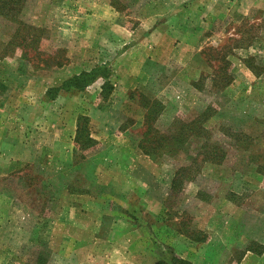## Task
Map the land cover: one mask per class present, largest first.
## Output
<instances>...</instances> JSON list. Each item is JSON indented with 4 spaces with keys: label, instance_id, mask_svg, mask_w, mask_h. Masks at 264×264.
<instances>
[{
    "label": "rangeland",
    "instance_id": "obj_1",
    "mask_svg": "<svg viewBox=\"0 0 264 264\" xmlns=\"http://www.w3.org/2000/svg\"><path fill=\"white\" fill-rule=\"evenodd\" d=\"M114 20L128 35L98 43L106 34L118 36ZM152 26L162 35L152 36L154 56L134 79L127 51ZM187 32L193 40H183ZM82 53L92 76L82 71L62 87ZM10 111L24 116L19 122L31 131L27 136L39 153L50 149L44 159H51L38 173L29 163L15 164L0 178L1 193L51 232L18 251L0 252L4 264H70L74 237L58 228L74 225V211H64L65 226L53 221L64 208L61 189H90L89 179L103 158L112 160L114 147L132 146L158 163L162 210L153 216L129 198L140 208L134 223L156 260L171 264V252L177 255L168 228L196 239L195 254L205 264H238L246 249L264 246V4L243 15L238 0H0L1 123ZM76 115L85 117V136L94 133L90 146L73 145ZM210 145L218 146L219 163L204 160ZM94 154L96 169L84 160ZM48 219L50 225H42ZM87 220L83 228H91ZM183 236L173 238L179 251ZM58 245L67 254L61 259L53 251Z\"/></svg>",
    "mask_w": 264,
    "mask_h": 264
},
{
    "label": "crops",
    "instance_id": "obj_2",
    "mask_svg": "<svg viewBox=\"0 0 264 264\" xmlns=\"http://www.w3.org/2000/svg\"><path fill=\"white\" fill-rule=\"evenodd\" d=\"M263 4L264 0H238V13L246 15L255 7H263ZM104 5L108 6V10L114 9L108 1ZM113 15L115 14L113 13ZM187 21L183 24H190L188 19ZM179 23L175 22L174 26L179 25ZM113 27L118 36L113 37L106 34L103 38H100L98 43L102 45L105 43L111 44L112 41L123 40L128 35L127 27L117 20H114ZM156 33L162 35L161 30L153 26L148 31L145 30V36L141 37L142 41H137L135 46L127 51L130 55L127 58L131 60H126V64L131 67L130 75L134 79L139 74L144 62L150 56H154L150 48L153 46L152 39ZM193 39L194 37L189 32L183 37L184 41ZM94 46L95 44H90V47ZM96 50H99V48ZM94 56H97V59L100 58L97 52L94 53ZM94 56L93 59L87 56V60H95ZM81 58L82 62L78 64L79 66L72 67V72L66 74L65 78L89 70L86 68L88 64L83 61L85 58L84 53H82ZM4 117L6 122L10 120V123H1L0 120V178L12 174L15 164L18 162L29 163L34 172L38 173L40 170L43 172L46 166L50 164V157L49 160H47L48 158L44 159V154L49 153L50 149L43 148L44 151L40 153L37 151L35 144H33L34 140L31 136H27L31 131H28L29 129L24 130L23 125L19 122H23V115L20 116V114L10 111V115L5 114ZM42 118L44 119V117ZM12 122H14L13 125ZM77 122L78 116L76 115L73 129V145L75 146L77 145L75 143ZM90 136L93 137L94 133L91 132ZM110 152L112 160L110 161L109 156H107L108 160L103 158V161H106L103 167L99 168L98 171H94L91 176L92 181L89 179L90 189H68V185L63 186L61 189L60 199L62 198V200L59 199L58 203L64 208L57 217H54L53 221L58 226H65L67 222L65 212L68 209L74 211V225L69 226V228H58V232L65 230V233L74 237L69 247V250H71L68 255L70 264H155L157 260L152 257L147 247V237L142 232L143 228H138L134 223V212L139 213L140 208L134 204L132 205L130 200H138L153 216L162 210L163 206L160 202L164 193L161 194L163 191L160 182L162 181L161 178H158L156 171L158 163L138 155V150L132 146L124 152H119L114 147ZM36 153L42 154L41 157H38ZM96 155H89L84 158L89 166L95 167V164H97L95 169L98 168V161L94 158ZM95 185H101L107 191L99 193L93 188ZM1 192L0 190V221L3 227H0V252L18 251L26 245L38 243L36 240L41 234H50L51 230L49 231L48 228H40L41 224L38 221L37 214L15 207L13 197L8 193ZM65 201L69 202L66 203ZM87 217L92 218L91 228H83L85 223L90 222ZM46 224L50 225L49 219L45 223L43 222L42 225ZM165 230L170 237L169 245L178 256L187 260L189 264H205V260L200 261L199 256L195 254L196 239L186 234V232L179 234L173 228ZM178 235H184L185 238L182 239L185 243L181 247V251L178 250L180 245L176 240ZM22 236H26L25 239ZM175 237L176 239L173 240ZM260 243L264 245V240ZM200 246H204V244H200ZM53 249L60 259L67 256V254L64 256L62 246L58 245ZM182 251H185L184 255L180 254ZM82 255L84 256V262L80 260ZM73 258L75 259L73 260ZM4 261L5 259L1 258L0 264H4ZM49 263L50 259L46 264ZM238 264H264V246H261L260 251L257 252L246 249L238 259Z\"/></svg>",
    "mask_w": 264,
    "mask_h": 264
},
{
    "label": "trees",
    "instance_id": "obj_3",
    "mask_svg": "<svg viewBox=\"0 0 264 264\" xmlns=\"http://www.w3.org/2000/svg\"><path fill=\"white\" fill-rule=\"evenodd\" d=\"M8 9H11V7H9ZM84 72V75L85 76H92V74L90 73H86V71H83ZM80 73L78 74H73L69 77H67L65 80H63V82L61 83V86L64 87V88H68L69 87V83L74 80V83L78 80L79 78V75ZM105 86V83L102 85V88H104ZM85 117L83 116H79L78 117V122H77V128H76V134H75V143L77 145H80L81 143H84L85 147L87 146H90V144L92 143H95V141L93 140V138H91L90 136H88V134L86 133V136L84 134V126H83V123H82V120ZM198 129H202L201 126L200 128L198 127ZM204 129V128H203ZM205 131V130H203ZM90 135V134H89ZM85 137V139H84ZM83 139V140H82ZM85 141V142H83ZM167 146V144H164ZM170 148H171V145H168ZM208 151L205 152V158L204 160H208V161H212V162H216V163H219L221 158H219L217 156V150H218V146L217 145H210V147H208ZM144 153L146 154H150L146 151H144ZM178 176V169L176 170L175 172V175H174V178L172 179L171 181V186L175 185V183L177 182L176 178ZM166 251H172L171 249H169V247H166ZM155 264H168V263H164L162 260H157ZM171 264H189L187 260L181 258V257H178L177 255H175L174 253L172 254L171 252Z\"/></svg>",
    "mask_w": 264,
    "mask_h": 264
}]
</instances>
